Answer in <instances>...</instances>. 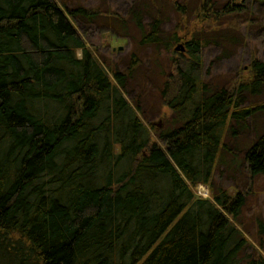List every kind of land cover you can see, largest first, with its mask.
Returning a JSON list of instances; mask_svg holds the SVG:
<instances>
[{"label": "trees", "instance_id": "trees-1", "mask_svg": "<svg viewBox=\"0 0 264 264\" xmlns=\"http://www.w3.org/2000/svg\"><path fill=\"white\" fill-rule=\"evenodd\" d=\"M244 8L264 18V0ZM243 11L135 0L118 24L137 33L122 71L73 23L96 20L98 9L0 0V264H264L247 251L246 196L194 193L228 164L230 137L264 110L252 100L264 86L262 60L250 59L248 78L234 85L211 87L203 74V49L227 56L252 25L234 21ZM253 24L264 37V19ZM148 50L162 70L146 83L171 111L156 131L142 120V97L123 93ZM253 139L242 155L251 180L264 178V130Z\"/></svg>", "mask_w": 264, "mask_h": 264}, {"label": "rangeland", "instance_id": "rangeland-1", "mask_svg": "<svg viewBox=\"0 0 264 264\" xmlns=\"http://www.w3.org/2000/svg\"><path fill=\"white\" fill-rule=\"evenodd\" d=\"M65 1L70 7L83 5L87 9H98L101 15L90 23L82 20L74 19L73 23L76 24L78 29L84 34L86 44L96 52L100 60H104L106 63H116L119 68L124 71L126 65L129 62L130 52L132 49L131 39L136 38L137 33L132 26H124V30L118 25L122 20L127 18V8H129L135 0H59ZM217 7H222L226 2H233L242 5L244 11L240 12L237 22L245 21L243 25H248L250 28L242 26L240 38H243L242 32H245L243 42L242 38L238 42L237 46L229 48L231 52H228L227 56L222 57L221 48L217 45L208 46L203 49V71L205 81L212 85L211 87H217L222 85L238 83L241 79L248 78V69L250 66V59L262 60L264 62V37L259 34V26H255L253 23H257L258 19H264L262 15L258 13L248 12L246 15L245 6L247 3H252V0H213ZM249 11V10H248ZM218 20L224 21L226 18ZM173 24L172 20L170 21ZM235 23V22H233ZM170 25V26H171ZM233 25V24H231ZM127 27V28H126ZM130 28V29H129ZM168 28V27H167ZM84 30V31H83ZM246 30V31H245ZM127 36V37H126ZM183 43L182 41L179 43ZM242 44V45H241ZM147 50V49H145ZM140 51H144L141 49ZM152 53L145 51L142 53L144 66H138V69L134 72V80L138 82L136 85L131 84L126 91H123L124 96L131 101H137L138 96L143 99L145 103V115L142 120L153 131L158 130L156 123L163 122L164 118L171 116L170 109L158 104L157 98H155V92L148 87L146 83L147 79L153 81L158 78L157 74L159 67L154 64L156 56L150 57ZM252 56V57H251ZM171 55H166L163 60V64L166 68L167 63L170 61ZM150 71L151 73L145 76V73ZM143 80V81H142ZM257 98L254 96L253 101L264 102V86ZM147 100V101H144ZM255 117L257 121L252 122L248 129L243 130L242 134L239 133L235 139L230 137V153L227 152L225 165H219L215 169L214 176L209 185L198 184L194 190L195 195L203 196L207 199L211 198L212 186L215 191L222 189L230 195L233 193L241 192L246 196V202L242 214L244 221L245 236L251 243V247L248 252H257L264 255V234L259 233L257 226V220L261 219L264 223V178L258 177L255 180H251L245 170V165L242 162V155L244 149L253 143V138L262 133L264 130V110L256 113ZM260 119V120H259ZM152 124V125H151ZM156 137V133H154ZM227 141V140H226ZM235 162V163H233ZM202 197V198H203ZM243 230V229H242Z\"/></svg>", "mask_w": 264, "mask_h": 264}, {"label": "water", "instance_id": "water-1", "mask_svg": "<svg viewBox=\"0 0 264 264\" xmlns=\"http://www.w3.org/2000/svg\"><path fill=\"white\" fill-rule=\"evenodd\" d=\"M176 49H178V48H176Z\"/></svg>", "mask_w": 264, "mask_h": 264}]
</instances>
